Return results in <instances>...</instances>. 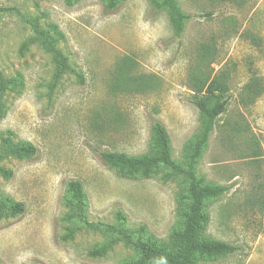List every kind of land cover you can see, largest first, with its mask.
Wrapping results in <instances>:
<instances>
[{"label": "rangeland", "instance_id": "rangeland-1", "mask_svg": "<svg viewBox=\"0 0 264 264\" xmlns=\"http://www.w3.org/2000/svg\"><path fill=\"white\" fill-rule=\"evenodd\" d=\"M176 1L186 15L179 35L150 0H123L113 11L103 0H0V72L18 84L4 98L0 142L28 141L37 149L31 158L1 162L12 176L0 175V195L23 202L24 211L0 217V264H119L136 257L122 241L102 256L89 254L108 237L73 217L70 179L83 185L88 222L115 224L120 212L126 227L143 228L144 239L168 243L181 225V181L164 169L121 176L99 153L147 152L157 119L172 158L184 163L200 128L192 97L211 80L229 101L196 173L230 189L205 200L204 234L238 250L197 264H264V0ZM30 20L64 34L58 47L72 70L53 89L54 64L31 40ZM125 57L127 74L149 86L118 82Z\"/></svg>", "mask_w": 264, "mask_h": 264}, {"label": "trees", "instance_id": "trees-1", "mask_svg": "<svg viewBox=\"0 0 264 264\" xmlns=\"http://www.w3.org/2000/svg\"><path fill=\"white\" fill-rule=\"evenodd\" d=\"M106 10L113 11L123 0H103ZM154 11H164L171 30L179 35L186 19L185 13L176 0H150ZM30 20L31 40L38 43L50 56L54 64V72L49 84L53 89L61 77L71 71L67 57L58 47V41L64 37L56 25L48 28L40 27ZM29 40L20 46V53L27 49ZM131 60L123 58L119 63L120 81L123 84H140L149 86V81L137 75L130 76L126 72ZM123 68V69H122ZM122 73V74H121ZM15 77H6L0 72V115L4 113V98L8 91L17 86ZM229 95L221 83L211 80L198 87L192 102L199 114V133L187 160L179 163L171 156L170 138L165 126L157 119L150 124L149 150L141 154H127L122 151L102 150L99 155L104 164L113 168L119 175L127 177H149L159 169H164L169 177L178 178L183 185V215L179 228L173 229L169 242L161 244L142 237L143 228L130 229L124 224V216L116 213L115 224L92 223L85 218L86 197L83 185L78 179L66 182L67 202L75 217L85 228L99 232L108 237L97 248L89 251L94 257L104 255L117 241L136 251V257L119 264H149L154 261L159 264H197L200 258L212 259L231 254L238 246L229 242L207 237L204 230L209 221L205 211V200L216 197L230 189L229 185L214 184L204 181L196 173L198 157L206 145L209 134L213 131L216 119L222 114L228 104ZM37 153L36 147L28 141L12 142L3 138L0 142V175L9 179L12 171L1 165L7 158H31ZM24 203L14 201L10 197L0 195V217L15 216L23 213Z\"/></svg>", "mask_w": 264, "mask_h": 264}]
</instances>
